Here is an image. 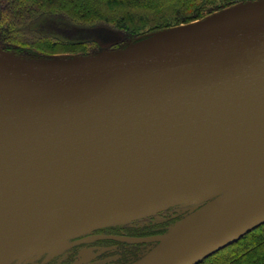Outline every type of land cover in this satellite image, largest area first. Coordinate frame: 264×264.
Returning a JSON list of instances; mask_svg holds the SVG:
<instances>
[{
  "label": "water",
  "instance_id": "95a60500",
  "mask_svg": "<svg viewBox=\"0 0 264 264\" xmlns=\"http://www.w3.org/2000/svg\"><path fill=\"white\" fill-rule=\"evenodd\" d=\"M209 199L117 237L160 241L132 264H198L264 223V0L89 56L0 49V264Z\"/></svg>",
  "mask_w": 264,
  "mask_h": 264
},
{
  "label": "trees",
  "instance_id": "16d2710c",
  "mask_svg": "<svg viewBox=\"0 0 264 264\" xmlns=\"http://www.w3.org/2000/svg\"><path fill=\"white\" fill-rule=\"evenodd\" d=\"M241 1L246 0H6L7 6L0 14V45L18 56L33 59L89 56L103 49L125 48L153 33L203 19ZM53 20L59 25L78 28L112 26L121 37L103 45L94 36L71 37L45 30ZM32 29L38 35L31 37ZM173 220L175 217L171 213L158 223L128 224L126 232L139 236L158 235L167 231ZM112 227L106 231L122 229ZM110 242L102 243L113 248L99 255L102 260L98 264H132L151 251L143 248V244ZM198 264H264V223Z\"/></svg>",
  "mask_w": 264,
  "mask_h": 264
},
{
  "label": "rangeland",
  "instance_id": "374dc122",
  "mask_svg": "<svg viewBox=\"0 0 264 264\" xmlns=\"http://www.w3.org/2000/svg\"><path fill=\"white\" fill-rule=\"evenodd\" d=\"M249 1H256V0H246L245 2ZM242 2V1H241ZM241 2H238L236 4H240ZM3 6L1 5V0H0V12L3 10V8L7 6L6 0H3L2 2ZM234 4V5H236ZM2 8V9H1ZM219 12V11H217ZM216 13V12H215ZM1 14V13H0ZM213 14V13H212ZM211 15V14H209ZM207 15V16H209ZM205 16V17H207ZM204 17V18H205ZM51 23L47 24V27L45 30H51L49 32H58V33H63L65 35L71 36V37H78V36H94L98 38V41L102 43L103 45L106 44L108 45L109 43L115 42L118 39H120L121 34L119 33L118 30H115L112 26L106 27V28H89V27H83V28H78L76 25H68V24H61L59 25L58 22L56 21H50ZM178 27V26H177ZM59 28V29H58ZM60 28L62 31H60ZM36 29V28H34ZM33 30V34H31V37L36 34L38 35V32L36 30ZM35 35V36H36ZM0 49L2 51L8 52L9 54H12L16 56V54L8 49L3 48L0 45ZM107 49H103L102 51H105ZM100 52V51H97ZM18 56V55H17ZM21 57V56H20ZM216 198V197H215ZM214 198V199H215ZM213 199L206 200L201 203H196V204H191V205H186V204H177L173 206H169L166 209H163L161 211H158L154 214H149L145 215L139 218H136L134 220H131L129 222H123V223H116V224H110L106 226H102L99 228H95L91 231L85 232L83 234H80L78 236H75L71 239H68L66 242H71V246L63 248V244L56 245L57 247H50L48 251L42 252V248L37 249L36 251H31L29 253L25 254V260L23 261V264H98L102 259L99 257V255L105 251V247L102 246L101 244H86V245H79L76 247L75 245H78L80 243H85L84 241L88 237L93 238V235L96 234H104L105 231H101L103 229H108V228H114L112 226H117L120 227L124 230H126V226L128 224H133L134 225H143L146 224L147 222H154L158 223L163 220H165L171 213L174 214L175 220H173L169 226L167 231L158 234V235H163L168 233L174 226L177 224L181 223L183 220L187 219L190 217L192 214L197 212L199 209H201L203 206H205L207 203L212 201ZM158 235H150V236H158ZM124 237V236H123ZM131 237V236H130ZM134 237H142L139 235H135ZM95 238V237H94ZM97 238V237H96ZM91 239L90 241H92ZM83 241V242H82ZM78 242L77 244L73 245V243ZM93 243V242H92ZM149 246H147L146 249H154L160 241H151L149 242ZM108 248V247H107Z\"/></svg>",
  "mask_w": 264,
  "mask_h": 264
},
{
  "label": "flooded vegetation",
  "instance_id": "af4514ba",
  "mask_svg": "<svg viewBox=\"0 0 264 264\" xmlns=\"http://www.w3.org/2000/svg\"><path fill=\"white\" fill-rule=\"evenodd\" d=\"M109 229V228H108ZM101 231H105V233L103 234H96V235H93V237H97V238H94L92 241L88 240V241H84L85 243H80L78 245H75L76 247H78L79 245L83 244V245H88V244H101L102 246H104L106 249H109V248H113V247H108L106 245H103L102 243L105 242V241H111V242H116V243H119V242H125V243H129V244H143V248L147 247V245L151 244L149 242H139V243H131V242H128V241H125V240H122V239H119L117 237H123V236H135V235H131V234H127L126 230L124 229H121L119 232H108L106 231V229H103ZM150 236V235H149ZM142 237H147V236H142ZM93 242V243H92ZM110 242V243H111ZM104 252V251H103ZM100 257V256H99ZM102 259V258H101Z\"/></svg>",
  "mask_w": 264,
  "mask_h": 264
}]
</instances>
